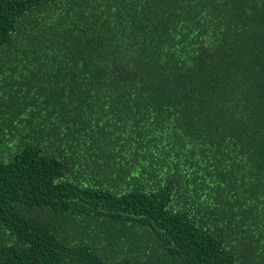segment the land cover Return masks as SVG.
I'll return each instance as SVG.
<instances>
[{
	"label": "trees",
	"instance_id": "16d2710c",
	"mask_svg": "<svg viewBox=\"0 0 264 264\" xmlns=\"http://www.w3.org/2000/svg\"><path fill=\"white\" fill-rule=\"evenodd\" d=\"M0 264H264V0H0Z\"/></svg>",
	"mask_w": 264,
	"mask_h": 264
}]
</instances>
